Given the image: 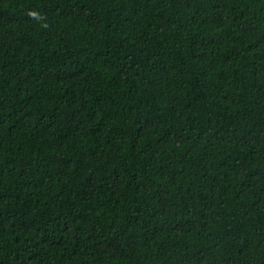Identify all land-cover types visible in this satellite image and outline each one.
Masks as SVG:
<instances>
[{"label": "trees", "instance_id": "16d2710c", "mask_svg": "<svg viewBox=\"0 0 264 264\" xmlns=\"http://www.w3.org/2000/svg\"><path fill=\"white\" fill-rule=\"evenodd\" d=\"M0 264H264V0H0Z\"/></svg>", "mask_w": 264, "mask_h": 264}]
</instances>
